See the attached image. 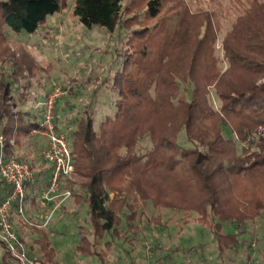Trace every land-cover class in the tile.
I'll return each mask as SVG.
<instances>
[{"label": "trees", "instance_id": "obj_1", "mask_svg": "<svg viewBox=\"0 0 264 264\" xmlns=\"http://www.w3.org/2000/svg\"><path fill=\"white\" fill-rule=\"evenodd\" d=\"M230 2L237 15L217 49L210 15L191 11L186 0H74L78 24L106 34L104 50L92 48L94 73L75 98L55 105V129L66 135L73 164L61 183L75 213L87 216L74 238L73 251L82 257L107 264L113 246L132 247L147 238L146 229L162 227L159 214H146L148 205L195 214L220 256H237L245 248L251 260L252 242L264 248V0ZM63 5L0 0V138L4 156L34 173L25 211L40 204L48 183L50 167L41 169L35 158L20 153L39 128L50 89L42 66L15 47L27 50L21 35L40 33ZM180 133L189 147L179 143ZM0 184L3 199L11 188ZM16 216L12 224L35 236L26 246L29 258L38 253L37 264L52 262L53 236ZM255 222L263 234L242 241L244 229ZM17 232L22 244L23 233ZM195 247L190 243L186 253L195 254ZM183 250L172 248V264ZM0 264L22 263L3 245Z\"/></svg>", "mask_w": 264, "mask_h": 264}, {"label": "rangeland", "instance_id": "obj_2", "mask_svg": "<svg viewBox=\"0 0 264 264\" xmlns=\"http://www.w3.org/2000/svg\"><path fill=\"white\" fill-rule=\"evenodd\" d=\"M186 2L191 11L207 12L210 15L216 31V48L221 49V40L237 15L233 3L230 0H186ZM63 3L61 12L49 18L45 28L40 33L30 36L21 35V39H25L23 42L27 50L22 45H16L15 49L19 56L23 54L24 57L26 56L29 60L31 58L32 61L42 66L45 74H48L45 76L49 79L48 90L53 85L70 89V95L61 100V102H66L75 98L74 95L78 89L84 86L85 80L94 73L95 67H98L96 65L97 59H90L96 54L92 48L104 46L106 34L103 29L97 27L87 29L78 24L72 16L74 0H63ZM100 48L104 50V48ZM98 51L102 50L98 49ZM46 62H49L50 68L46 67ZM43 82L44 80L41 81V83ZM34 88L39 90L35 83ZM31 138L27 140L30 147L25 146L24 152L20 153V156L26 155L29 158H35V166L41 165V169H47L48 165L41 158V152L46 146L45 138L33 132ZM178 141L184 147L190 146L184 133L179 134ZM66 192L70 196H67ZM29 195L31 196V192ZM132 195L131 192L130 196ZM46 204V207L42 204V207L45 208L34 204L32 207H27L26 211L22 206L23 215H19L18 218L22 222H28V225L37 224L39 229H43L51 237L53 236L52 242L56 254L52 262L47 264H99L97 260L82 257L81 254L73 251L76 242L74 238L77 233L75 227L84 226L85 223L82 220L78 223L74 217L76 214L82 215L84 219L87 216L82 210L75 213L78 209H76L77 206L73 202L70 191L64 188L61 183L58 192ZM74 209L77 211L74 212ZM145 212L149 217H155L159 214L162 227L146 229L142 236L147 238L143 241L134 242L132 247L127 244L113 246L106 255L107 264H172L171 250L177 246L184 250L177 252L173 259L174 264H264V248L256 249L254 242L251 243V260L246 259L249 252L245 248H242L237 256H234L230 251L220 256L215 251L216 244L212 237L203 235L204 228L195 221V214L185 217L182 212L178 213L168 209L157 210L150 205L145 208ZM28 219H31V222ZM145 225L146 218H143L141 226L144 227ZM21 226L22 224H19L16 228V224L13 225L16 233L18 230L23 233L24 242H22V246L25 257L29 258L26 246L32 243L35 236L30 230ZM239 229H236L238 233ZM244 230L245 233L240 237L242 241H250L253 232L258 236L263 234L261 225L257 222L255 225H248ZM190 243L196 246L195 254H188L185 251ZM35 249H37L36 246ZM127 251H130L129 255H127ZM167 254H170L169 258L165 256ZM38 256L37 253L35 257L27 259L34 262L32 264H37L34 260Z\"/></svg>", "mask_w": 264, "mask_h": 264}, {"label": "built area", "instance_id": "obj_3", "mask_svg": "<svg viewBox=\"0 0 264 264\" xmlns=\"http://www.w3.org/2000/svg\"><path fill=\"white\" fill-rule=\"evenodd\" d=\"M70 93V89L59 85L53 86L48 91L41 104L39 128L33 131L46 140L41 158L50 167L47 187L41 193L42 203L52 199L58 192L61 179L68 177L73 171L66 135L57 133L54 124L56 102L67 98ZM0 181L11 188L10 192L0 199V247L4 245L22 264H32L33 262L25 257L24 248L16 236L11 218L13 214L23 215L22 206L27 187L35 183V176L28 164L4 156L2 137L0 138ZM66 195L70 196L68 192Z\"/></svg>", "mask_w": 264, "mask_h": 264}, {"label": "crops", "instance_id": "obj_4", "mask_svg": "<svg viewBox=\"0 0 264 264\" xmlns=\"http://www.w3.org/2000/svg\"><path fill=\"white\" fill-rule=\"evenodd\" d=\"M3 188H4V186L3 185H1L0 184V194H2V192H3ZM38 201H37V203H40L39 205L42 207V202L40 201L41 200V194H39V196H38ZM75 210L76 209H74V212H75ZM62 211V210H61ZM75 214V213H74ZM17 217V216H16ZM15 217V220H17V218ZM83 218V219H82ZM74 220H76L78 223H80V221L82 220V222L84 223V217L82 216V215H78V216H75L74 217ZM86 224L84 223V226H85ZM74 226V225H73ZM75 226H77V223H75ZM74 226V227H75ZM84 226H82V225H79V227L77 226V227H75V230H78L80 227H84ZM76 232V231H75ZM75 237H76V235H75Z\"/></svg>", "mask_w": 264, "mask_h": 264}]
</instances>
